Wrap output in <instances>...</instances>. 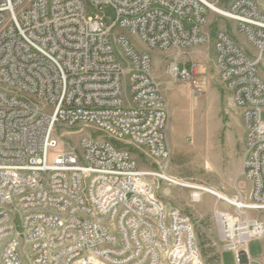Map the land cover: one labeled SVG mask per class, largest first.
I'll return each mask as SVG.
<instances>
[{"label": "built area", "instance_id": "built-area-1", "mask_svg": "<svg viewBox=\"0 0 264 264\" xmlns=\"http://www.w3.org/2000/svg\"><path fill=\"white\" fill-rule=\"evenodd\" d=\"M217 3L0 0V264H203L190 219L156 197L154 173L129 151L169 160V111L151 56L118 30L160 51L212 38L217 75L241 113L250 184L247 198L216 196L234 211L215 209L213 220L236 264L242 251L252 264L246 246L264 236L247 214L264 211V0ZM210 14L233 21L254 57L226 31H210ZM166 73L202 94L194 61L169 62ZM65 134L79 135L78 146Z\"/></svg>", "mask_w": 264, "mask_h": 264}, {"label": "rangeland", "instance_id": "rangeland-1", "mask_svg": "<svg viewBox=\"0 0 264 264\" xmlns=\"http://www.w3.org/2000/svg\"><path fill=\"white\" fill-rule=\"evenodd\" d=\"M230 2L218 0L217 6L226 9ZM102 13L107 23L115 17L109 6L104 7ZM208 29L212 32L226 31L247 55L254 57L255 49L236 30L233 21L210 14ZM118 32L128 38L135 50L151 56L152 73L161 84L169 111L166 133L169 160L153 161L141 149L131 146L129 151L136 158L140 170L154 173L150 179L156 197L190 219L203 264H236L234 253L224 249L219 241L213 220L215 209L232 213L234 207L203 190L207 187L234 201L239 192L247 198L250 189V184L241 175L245 134L241 113L217 75L212 38L208 44L188 52L177 49L160 51L148 49L134 35L121 30ZM191 60L197 63L198 78L204 85L200 95L194 94L187 82L175 80L166 73L169 62L183 65ZM258 69L264 79V62ZM261 118L264 120V111ZM86 131L92 132L91 129ZM78 141L79 135L63 136V142L70 147H77ZM193 189L203 190L198 202L190 199ZM247 214L264 223V211H248ZM246 251L252 264H264V236L250 241Z\"/></svg>", "mask_w": 264, "mask_h": 264}, {"label": "bare ground", "instance_id": "bare-ground-1", "mask_svg": "<svg viewBox=\"0 0 264 264\" xmlns=\"http://www.w3.org/2000/svg\"><path fill=\"white\" fill-rule=\"evenodd\" d=\"M207 188V187H206ZM206 188H203V190H204V192H207V193H209V194H211V195H214L215 197L216 196H222L221 194H219V192H215V191H213V190H210V189H206ZM223 197V196H222ZM225 199H227L226 197H224ZM228 200V199H227ZM230 201V200H229ZM231 202H233V201H231Z\"/></svg>", "mask_w": 264, "mask_h": 264}, {"label": "water", "instance_id": "water-1", "mask_svg": "<svg viewBox=\"0 0 264 264\" xmlns=\"http://www.w3.org/2000/svg\"><path fill=\"white\" fill-rule=\"evenodd\" d=\"M16 223L19 224L18 220H16ZM240 264H247L244 258V252L242 251L239 256Z\"/></svg>", "mask_w": 264, "mask_h": 264}]
</instances>
